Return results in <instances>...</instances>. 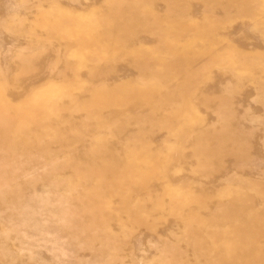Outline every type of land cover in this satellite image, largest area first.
Masks as SVG:
<instances>
[{
  "label": "rangeland",
  "instance_id": "1",
  "mask_svg": "<svg viewBox=\"0 0 264 264\" xmlns=\"http://www.w3.org/2000/svg\"><path fill=\"white\" fill-rule=\"evenodd\" d=\"M0 264H264V0H0Z\"/></svg>",
  "mask_w": 264,
  "mask_h": 264
}]
</instances>
